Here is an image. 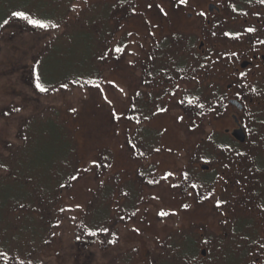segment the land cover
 <instances>
[{"label": "rangeland", "instance_id": "rangeland-1", "mask_svg": "<svg viewBox=\"0 0 264 264\" xmlns=\"http://www.w3.org/2000/svg\"><path fill=\"white\" fill-rule=\"evenodd\" d=\"M98 1L0 0V252L9 257H0V264L235 261L236 253L226 254L222 244L206 261L184 249L196 233L190 230L193 218H175L176 152L193 151L179 135V105L162 83L131 74L141 68L131 67L135 45L116 53L117 43L109 37L112 30H126L123 16L113 27L99 26L88 11ZM13 11L60 27L34 28ZM85 39L93 44L90 77L80 74L76 81L83 80L72 87L39 91L33 68L69 74L68 60L88 57ZM63 49L71 56L60 59ZM166 78L168 86L175 81L174 75ZM48 119L65 133L67 154L53 145V133L44 125ZM169 172L173 175L162 179ZM187 180L195 183L188 174ZM160 211L170 214L162 217Z\"/></svg>", "mask_w": 264, "mask_h": 264}, {"label": "flooded vegetation", "instance_id": "flooded-vegetation-1", "mask_svg": "<svg viewBox=\"0 0 264 264\" xmlns=\"http://www.w3.org/2000/svg\"><path fill=\"white\" fill-rule=\"evenodd\" d=\"M90 8L99 26L113 27L122 14L126 30H112L109 37L122 49L135 45L131 67L141 68L131 74L162 83L179 105V135L193 151L176 152L175 218H193L190 230L196 233L184 249L206 261L222 244L226 254L236 253L229 264H264V3L99 0ZM168 75L175 76L170 86ZM193 97L199 99L189 104ZM217 201L223 202L219 208Z\"/></svg>", "mask_w": 264, "mask_h": 264}, {"label": "trees", "instance_id": "trees-1", "mask_svg": "<svg viewBox=\"0 0 264 264\" xmlns=\"http://www.w3.org/2000/svg\"><path fill=\"white\" fill-rule=\"evenodd\" d=\"M87 42H88V45H87L88 57H87V59L82 60V59H79L78 57L73 56L71 61L68 60L67 68L70 72L69 74L53 76L50 73H46V71H44L42 73H38V70H37V72L36 71L34 72V68H33L31 75H33V77H34V75L37 76V74H39L40 83L42 84V86H46V87L53 86V85H56V87H61V84H67L68 86L72 87L73 84H77L78 81L83 80V79H81V80L76 81V79L80 78L79 77L80 74H84L82 76V78L83 77H85V78L90 77L91 69H92V67L94 68V66L92 63L89 64L88 62H89L90 58L92 57L90 55V53L92 52L93 44L90 43L88 40H87ZM58 53L60 56H62V58H60V59H66L65 56H67V57L71 56L70 50H67V49H63V52H60V50H58ZM36 66H37V64H36ZM65 80H67V81H65ZM44 125L47 127V130L51 129V131L53 133V140H52L53 145L54 146L59 145V147L61 149L60 151H62L63 155L67 154L68 151L70 150L69 149L70 145L67 142V138H66L65 133L62 132L59 125H57L53 120H50V119H48L44 123Z\"/></svg>", "mask_w": 264, "mask_h": 264}, {"label": "snow or ice", "instance_id": "snow-or-ice-1", "mask_svg": "<svg viewBox=\"0 0 264 264\" xmlns=\"http://www.w3.org/2000/svg\"><path fill=\"white\" fill-rule=\"evenodd\" d=\"M179 2H180V4L183 5V4H187V3H188V0H179ZM260 2H261V3H264V0H260ZM149 7H151V5H149ZM161 11H163V9H161ZM11 15L14 16V17H19V18H21V19H23V20H26L28 24H30V25L33 26L34 28H38V29H48L49 27H51V28H59V27H60V25H59L58 23H56V22H51V21H48V20H46V19H44V18H38V17H37V18H34L32 15L26 13L25 11H13V12L11 13ZM200 15L203 16L204 13H200ZM3 23H4V24H7L8 21L5 20ZM0 27H2V25H0ZM246 31H248V32H252V31H254V29L249 28V29H247ZM213 34H215V33H213ZM224 35H225V36H231V35H233V34H232V33H229V32H225ZM235 35H236V38L239 37V33H237V34H235ZM261 43H264V41H261ZM114 51H115L116 53H121V52L123 51V49L120 48V47H116V48L114 49ZM233 55H235V54H233ZM100 58H101V59H104V56H101ZM245 75H246L245 72H241V73H240V76H241V77H244ZM36 81H37V82H36V85H35V86H36V88H37L39 91H41V92H46V91H48V89L45 88V87H43L42 84L40 83V76H39V74H37V76H36ZM67 87H68L67 84H61V88L66 89ZM121 91H123V90L121 89ZM198 99H199L198 97H193L192 99L188 100V103H189V104H193V103H194L195 101H197ZM181 103H183V101H181ZM199 107H203V105L200 104ZM18 110H19V109H17V111H18ZM71 111L75 112L76 109L73 108V109H71ZM159 111H161V112H162V111H166V109H159ZM113 115L115 116L116 114L113 113ZM179 119H183V118L180 117ZM132 147L135 148V145H132ZM156 151H159V149H156ZM141 155H143V153H141ZM205 162L207 163V161H205ZM93 165H94V166H99V163H98L97 161L94 160V161H93ZM0 167H4V165H0ZM85 171H87V169H85ZM171 175H173V173H171V172L166 173V174L162 177V179H165V180H166V179H168V177L171 176ZM184 176H185V179H187V173H185ZM71 178H72L73 180H77L79 177L73 175ZM148 183H153V181H148ZM61 187H63V185H61ZM173 187H176V185H173ZM191 187H192V188H196L197 185H196V184H192ZM125 195H127V193H125ZM154 198H155V197H154ZM222 203H223L222 201H217V202H216V207L219 208V207L221 206ZM183 207H184L185 209H188V208L190 207V205H188V204H184ZM169 214H170V213H168V212H164V211H160V212L158 213V215H159V216H162V217H163V216H167V215H169ZM172 214L174 215L175 213H172ZM133 215H135V213H133ZM102 230L105 231V232L108 231V229H106V228H104V229H102ZM136 231H138V230H136ZM90 234H91V235H95L96 233H95V232H92V233H90ZM205 243H207V241H205ZM260 247H261V248H264V244H261ZM0 257H3V259H5V260H8V259H9L7 253H3V252H0ZM20 264H23V261H21ZM29 264H31L30 261H29Z\"/></svg>", "mask_w": 264, "mask_h": 264}, {"label": "water", "instance_id": "water-1", "mask_svg": "<svg viewBox=\"0 0 264 264\" xmlns=\"http://www.w3.org/2000/svg\"><path fill=\"white\" fill-rule=\"evenodd\" d=\"M237 139H238L239 141H242L239 137H237Z\"/></svg>", "mask_w": 264, "mask_h": 264}]
</instances>
